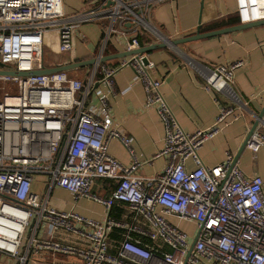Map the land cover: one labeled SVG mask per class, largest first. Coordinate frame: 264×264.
<instances>
[{
	"label": "built area",
	"instance_id": "1",
	"mask_svg": "<svg viewBox=\"0 0 264 264\" xmlns=\"http://www.w3.org/2000/svg\"><path fill=\"white\" fill-rule=\"evenodd\" d=\"M165 1L92 0L68 12L63 0H0V72L57 66L44 60L51 37L55 52L72 58L84 24L100 30L97 59L115 38L125 41L126 52L139 48L137 34L163 41L151 13ZM235 15L238 24L264 20V0H235ZM141 59L124 58L120 67L134 68L146 106L156 108L163 124V147L153 159L168 161L151 177L134 173L140 162L132 138L112 128L102 97L94 96L96 69L84 81L67 72L0 74V255L11 264H264L263 180L237 163L230 168L231 154L205 167L196 149L208 130L189 134L179 126L159 93L161 82L146 74L150 64ZM232 78L222 66L206 82L239 105ZM230 115L222 107L218 120ZM112 139L134 158L130 166L108 154ZM263 145L264 132L255 129L246 149L255 155ZM98 180L110 182L107 195L93 191ZM54 188L71 190L74 202L101 206L105 216L53 207Z\"/></svg>",
	"mask_w": 264,
	"mask_h": 264
},
{
	"label": "crops",
	"instance_id": "2",
	"mask_svg": "<svg viewBox=\"0 0 264 264\" xmlns=\"http://www.w3.org/2000/svg\"><path fill=\"white\" fill-rule=\"evenodd\" d=\"M90 1L63 0V3L66 11L73 12L86 8ZM231 15H235V0H168L153 9L151 23L163 37L174 40L191 35L199 24L201 31L206 32L202 30L204 26ZM145 36L150 40L145 46L158 43L154 37ZM100 44L98 26L84 24L76 34L73 57L61 55L60 61L54 64L59 66L72 59L81 62L96 58ZM108 47L103 56L126 52L123 39H113V44ZM146 57L151 67L148 66L145 72L161 82L159 93L179 126L189 134L208 130L209 135L196 149L203 165L213 167L226 162L228 154L235 156L264 106V25L178 48L154 50ZM121 61L113 59L99 66L68 71L67 74L74 77L79 72L81 79L75 78L84 81L89 73L97 70L93 94L102 97L112 128L121 136L132 138L134 157L140 162L134 173L141 177L155 176L162 172L168 161L166 157L153 159L163 147V124L156 108L146 106L145 91L134 68L120 67ZM222 66L232 72L231 86L239 105L206 82L207 73ZM105 76H109L107 81L103 79ZM222 107L231 108L233 116L219 121ZM260 127L262 124L259 122L256 129L264 132V126ZM108 154L124 166L134 162L117 139L109 141ZM237 165L245 175L259 176L264 182V145L255 155L245 148ZM187 167L193 169L191 161L187 162ZM106 187L104 189L98 180L93 191L107 195L108 184ZM33 189L38 191L40 188L34 184ZM72 193L71 190L54 188L49 203L62 211L74 210L88 218L99 220L105 216L103 208L97 204L87 200L74 202ZM0 264L11 262L0 255Z\"/></svg>",
	"mask_w": 264,
	"mask_h": 264
},
{
	"label": "water",
	"instance_id": "3",
	"mask_svg": "<svg viewBox=\"0 0 264 264\" xmlns=\"http://www.w3.org/2000/svg\"><path fill=\"white\" fill-rule=\"evenodd\" d=\"M261 25H264V20L249 23V24H236L233 26H228V27H223V28H219V29H214V30L202 32L200 24H199L196 27L195 32L189 36H185L183 38L174 39V40L164 38L163 41H160L158 43L151 44V45L145 46V47H139L138 49L128 51V52H125L123 54L103 56V57L98 58V59L97 58H91L90 60H87V61L72 62L70 64L59 65V66L50 67V68L43 67L41 70L32 71V72L2 71V72H0V74H5V75H9V76H18V77L51 75L54 73L68 72L71 70L82 69L85 67H95V66H99V65L104 64V63H106L110 60H113V59H124V58L132 57V56H134L135 58H142L141 62L143 64V66H147L148 60H147V58H145V55L149 54L150 52H152L154 50L165 49V48H178L180 46H183V45H186L189 43H193V42H197V41H201V40H206V39H211V38H217V37H220L223 35L231 34V33L236 32V31H242L245 29H250V28L257 27V26H261ZM263 114H264V106H263L262 111L257 115L256 121L254 122L251 129L249 130L246 137L244 138L237 154L235 155V157L233 159V162H232L230 168L232 167L233 164L237 163L240 154L246 148L247 141L249 140L250 136L255 131L259 122L262 120Z\"/></svg>",
	"mask_w": 264,
	"mask_h": 264
},
{
	"label": "trees",
	"instance_id": "4",
	"mask_svg": "<svg viewBox=\"0 0 264 264\" xmlns=\"http://www.w3.org/2000/svg\"><path fill=\"white\" fill-rule=\"evenodd\" d=\"M238 24V19L235 15H231L228 18L222 19V20H218L216 22H213L209 25H206L202 28L203 31H209V30H213V29H219L222 27H226V26H231V25H235ZM134 40L137 42V44L139 45V47H143L146 44L150 43V40L148 38H146L145 34H137L134 37ZM109 48V47H108ZM107 48V49H108ZM97 77V76H96ZM102 182V187L104 189H106L107 184L109 185L110 182L107 180H100ZM109 193V192H108ZM105 193V194H108ZM115 211L118 212V209L116 208ZM112 214V213H111Z\"/></svg>",
	"mask_w": 264,
	"mask_h": 264
},
{
	"label": "rangeland",
	"instance_id": "5",
	"mask_svg": "<svg viewBox=\"0 0 264 264\" xmlns=\"http://www.w3.org/2000/svg\"><path fill=\"white\" fill-rule=\"evenodd\" d=\"M49 41H50L49 44H47L44 48V60H45L46 65L54 64V62H58V61H60V58H62L60 54H57L55 52V46H54L52 40H50V38H49ZM71 71H74V70H71ZM78 74H81V73L78 72L75 74V76L74 75L73 76L78 77ZM78 78L81 79V77H78ZM181 226L188 231L189 230L194 231V228L187 225V224H181Z\"/></svg>",
	"mask_w": 264,
	"mask_h": 264
},
{
	"label": "bare ground",
	"instance_id": "6",
	"mask_svg": "<svg viewBox=\"0 0 264 264\" xmlns=\"http://www.w3.org/2000/svg\"><path fill=\"white\" fill-rule=\"evenodd\" d=\"M214 83H215V85H218L217 82H214Z\"/></svg>",
	"mask_w": 264,
	"mask_h": 264
}]
</instances>
